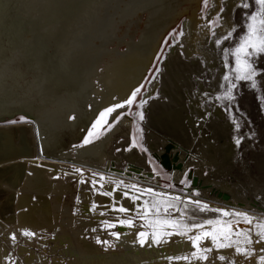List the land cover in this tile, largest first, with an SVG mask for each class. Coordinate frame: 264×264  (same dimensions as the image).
Masks as SVG:
<instances>
[{
  "label": "rangeland",
  "instance_id": "1",
  "mask_svg": "<svg viewBox=\"0 0 264 264\" xmlns=\"http://www.w3.org/2000/svg\"><path fill=\"white\" fill-rule=\"evenodd\" d=\"M234 1L220 0L215 6L213 0H208L207 5L203 0L196 34L201 35L203 30L207 31V34L196 46L200 52H193L191 55L186 52L188 33L185 18H182L169 31L156 57L157 60L155 59L145 82L139 88L136 100L131 106H128L126 101L119 103L125 104V107L117 108L109 115L108 125L112 127L109 129L108 125H105L98 136L91 138L90 144L111 138L110 158H107L102 165L82 163L67 158H59L58 161L47 157L41 151L42 146L35 126L37 154L43 157L42 168L40 165L35 167L55 174L52 180H61L65 188L69 185L70 188L67 187L69 192L68 190L66 193L62 192L65 191L64 189L59 191L58 196L55 197L59 206L54 207L51 227L48 226L49 229L43 226L37 227V236L32 237L33 243L31 241L30 243L22 242L17 245L16 242L10 243L12 241L11 232L17 226L22 227L21 215L31 216L37 213L42 205H47V201L52 196L27 192L28 190L23 189V185L19 184H13L11 189L8 184L2 186L6 197L15 196V203L14 208L7 215L0 214V260H2L0 264H4V258L1 259V257L7 256L5 261L13 257V260L14 256L11 254L15 253L16 262L12 264H76L74 254L67 248L69 245L61 238V232L81 229L82 236L79 238L89 243L91 239L88 237H91L93 230L96 233L100 230L101 233L104 232L103 237H109L114 236L113 233L123 228L124 225L119 223L115 225L112 222V218L119 216L125 219L132 217L134 227L131 229L134 233L141 232L140 228L145 227V221L141 218L140 209L143 207V199H150V197L144 194L140 200L133 202L131 197L140 194L136 189L130 187L128 189L124 186V184L132 185V182L138 184L139 186H136L139 189L152 188L170 196H180L185 203L191 199L207 204L209 209L246 212L260 218L259 222H264V54H261L258 59L254 58V68L258 73L254 78L256 88L252 87L251 81H241L235 78L236 58L233 52L239 46L241 38L247 34L249 23L247 16L256 9L254 0H240L232 6L231 3ZM245 2L252 7L243 8ZM226 20L229 21L228 25L231 27L223 31L227 25ZM145 24H147V19L144 15L141 23L142 29ZM124 48V46L121 47L122 50ZM225 76L230 78L231 84L236 85L234 88L228 81H225ZM152 90L154 92H151ZM229 91L234 99H218V97H225ZM141 104L143 107H140ZM109 107L98 111L91 120L85 131L86 139H89L88 133L93 131V125L100 113ZM140 112L144 114L142 121L138 115ZM70 118L73 119V116ZM125 119L131 122L121 126ZM23 123L25 125L34 124V121L17 115L7 123L0 122V128L6 125H24ZM134 138L135 145L133 144ZM31 152L33 153L31 156L34 157L35 149L31 148ZM21 161L27 160L22 159ZM50 164H62L65 169L71 171L64 173L70 179L65 181L61 179V171L54 168L55 166L50 167ZM25 174H28L30 178L34 176L33 172L26 171ZM99 174L102 177L106 176L108 181L109 177L111 181H123L122 187L117 188L115 183H109L110 186H105V189L103 186L102 189L99 186L102 182ZM79 175H83V181L79 179ZM9 176L10 174L3 180L9 181ZM93 180H96L95 184ZM82 186L89 192L86 189L83 190ZM20 189L24 191L19 192ZM108 191L111 195L104 194ZM19 196L26 198L25 205L19 206ZM81 196H87L89 201L100 199L93 208L87 207L88 215L83 214V209H80L82 208L80 200L83 199ZM126 200L129 201L130 206L124 203ZM0 202L2 203L1 199ZM183 202L178 205L181 212L171 210L170 218L181 221L192 228V231L201 230L193 227L196 224H204L207 220L225 219L217 211L201 212L194 204H188L190 207L185 208ZM121 207H128L129 211L123 215L118 211ZM64 208L66 211L62 213L61 209ZM67 209H69L68 212ZM72 210H74L73 213ZM83 217L88 223H85ZM226 221H232V218H227ZM105 222L115 227L107 228ZM170 230L175 231V229ZM172 236L180 237L178 234L169 237ZM182 241L179 238L177 242ZM186 243L191 245L190 241ZM171 245L162 246V248H168ZM101 247L104 250V246ZM236 247L231 248L233 252L230 248L217 249L215 247L213 249V246H210L211 252H202L203 248H200V250H194L191 256L188 253H180L171 261L176 259L181 264H260L258 257L264 256V251H261L263 247L259 250L252 244L251 246L239 245L240 248L246 250L247 255L237 253ZM193 253L197 256H193ZM201 254L208 256V259L206 261L198 259L197 257ZM185 256L188 260L180 259ZM220 256H224L225 259L221 261ZM167 262L168 260L163 263Z\"/></svg>",
  "mask_w": 264,
  "mask_h": 264
},
{
  "label": "bare ground",
  "instance_id": "2",
  "mask_svg": "<svg viewBox=\"0 0 264 264\" xmlns=\"http://www.w3.org/2000/svg\"><path fill=\"white\" fill-rule=\"evenodd\" d=\"M213 1L216 6L220 0ZM239 1L235 0L231 5ZM202 2L203 0H0V122L7 123L17 115L34 121V124L23 123L24 125H6L5 128H0V199L2 201L0 214L7 215L12 211L15 203L14 195L8 197L4 195L5 190L2 187L4 184H8L10 189L13 188V184H19L23 185V189L26 188L27 192L52 196L47 201V205H42L37 213L31 216L21 215L22 227L17 226L12 229L10 243L16 242L17 245L30 241L33 243L32 237L37 236V227H51V215L59 206L55 197L58 196L59 191L65 189L62 192L66 193L70 188L66 184L68 188L63 187L61 180H52L55 174L35 167L40 165L42 168L43 165V157L37 154L35 131H38L41 151L47 157L58 161L59 158H67L77 162L102 165L107 158H110L111 138L85 144L87 126L98 111L127 101L133 92L142 87L167 34L182 18L187 21V54L200 52L196 46L207 34L205 30L201 35L196 34ZM143 15L146 16L147 24L142 29L141 25L135 24V20L140 16L142 18ZM226 24L223 31L231 27L228 25V20ZM122 46L125 47L123 50ZM71 116L73 119L70 118ZM130 122L129 119H125L121 126ZM31 148L35 149L34 157L31 156L33 154ZM22 159L27 161H21ZM53 166L61 171V179L64 181L70 179L64 174L71 172L70 170L65 169L62 164L50 167ZM26 171L33 172V178L28 177ZM8 174H10L9 181L3 180ZM105 177L101 182L104 189L105 186H110ZM79 179L83 181V175H79ZM96 189L99 191L98 188ZM22 191L24 190H19ZM76 195L78 196L77 193ZM82 198L80 209H83V214L88 212L87 207L93 208L100 200L96 197L94 201H89L87 196ZM18 199L19 206L26 204V198L19 196ZM124 203L130 206L129 201L126 200ZM183 205L185 207V202ZM64 210L66 211L65 208L61 209L62 213ZM246 214L254 218L253 224L248 225L241 219L234 228V233L249 229L248 234L253 240L252 246L256 249L264 248V241L256 242L259 237L256 235L258 229L255 224L260 218ZM223 218L225 221L227 218H232V221L237 219L231 216ZM122 219L125 220L123 216L115 217L112 218V222L115 225L121 224ZM94 228L96 229L95 226ZM170 229L166 228L165 231L177 232ZM80 230L61 232V238L69 245L67 248L74 254L76 264H176L179 260L174 259L175 263L171 261L173 257L180 253H188L191 256L192 252L197 250L188 237L198 235L204 229L190 231L187 235L177 232L179 238L183 240L182 244L177 242L179 238L168 236L157 245L151 237L152 230L145 226L143 229L140 228V231H147L149 238L143 246L139 243V232L134 233L127 226L116 232L119 234V239L116 236H105V238L104 232L98 230L99 232L96 233L93 230L91 237L87 236L92 240V242L89 240V243L79 238L82 236ZM25 232H31L33 235L25 236ZM232 240H239V245L246 244L243 237L236 234L232 236ZM186 241H190L191 245ZM172 243L176 244L171 245ZM102 245L104 250L101 249ZM166 245L171 246L162 248ZM239 245L233 244L232 247ZM210 246L215 248L210 238L200 243V248L203 249ZM11 255L14 256L13 260L12 257L5 261L7 256L1 257L4 258V264L16 262V253ZM167 260V263H163Z\"/></svg>",
  "mask_w": 264,
  "mask_h": 264
},
{
  "label": "snow or ice",
  "instance_id": "3",
  "mask_svg": "<svg viewBox=\"0 0 264 264\" xmlns=\"http://www.w3.org/2000/svg\"><path fill=\"white\" fill-rule=\"evenodd\" d=\"M208 0H205V4L207 5ZM255 11L252 12L247 16L249 23L247 24V34L244 35L238 47L235 48L233 55L236 58V79L241 81H251V85L253 88L257 87L256 80L254 79L258 73L254 68V58L258 59L261 54H264V0H254ZM252 7L249 3L245 2L243 4V8L249 9ZM182 35V33H181ZM227 39V37H226ZM225 81H228L231 84L230 78L228 76L224 77ZM236 85L231 84V87L234 88ZM140 89H137L135 92L132 93L130 99L126 101L128 106H131L133 102L136 100L137 93ZM218 99H234L232 96L231 91L227 92L225 97H218ZM146 103V101H145ZM125 104H117L115 107H109L105 111L100 113L99 118L96 120L95 124L93 125V131L88 133L89 139L85 140V144L91 142V138L94 136H98L101 129L108 125V117L111 113L116 111L117 108H124ZM143 107V104L140 105ZM139 119L142 121L144 119L143 112H140ZM112 125H108L110 129ZM239 143V141H237ZM133 144L135 145V138L133 140ZM80 171V170H77ZM101 180L104 177H100ZM109 183H115L116 187L119 188L123 184V181H111ZM183 183V181H182ZM95 184V181H93ZM125 187H130L132 189H136V191L140 195L132 196L131 199L133 202L140 200V197L144 194H147L150 199L143 200V207L140 209L141 218L145 221V226L150 228L151 237L157 245H159L164 237H168L177 232L181 235H187L188 232L192 231V228H189L187 225L183 224L181 221L176 219H171V210L176 212H181V209L178 207L180 203H182V198L180 196H170L163 192L155 191L152 188H144L139 189L135 184L132 185H124ZM103 187V185H101ZM105 195H111V192L104 193ZM188 204H194L199 211L203 212L205 210L210 211H217L223 217H236L235 221H225L221 219L217 220H207L204 224H196L193 227L197 229H204L200 232V234L195 236H189V240L193 243L198 250H200V243L202 240L210 238L211 242L217 249H226L232 247L233 244L239 245V240H232V236L234 234L238 236H242L244 242L248 245L253 243V240L249 236L248 232L249 229L244 230L243 232H236L234 233V228L239 224V221L242 219L246 224L252 225L253 224V217H250L244 212H228L222 211L219 209H209L207 204H201L200 201H193L189 199L185 203V208H187ZM121 213H127L129 209L121 207L118 209ZM183 214V213H181ZM151 217V218H150ZM121 225L127 227H134L133 218L129 217L128 219L121 220ZM105 226L107 228H114L115 225L108 224L105 222ZM255 227L258 229L256 235L259 239L256 241L257 243L264 241V222L257 221ZM166 228H171L177 230V232H168L165 231ZM210 228V230H209ZM25 236H32L33 233L25 232ZM117 239H119L118 233H113ZM139 243L143 246L149 238V233L147 231L139 232ZM211 248H205L202 252H211ZM235 251L237 253H242L247 255L245 249L240 248L239 246L236 247ZM261 251H264L262 249ZM193 256H197L196 253H193ZM198 259L207 260L208 256L206 255H199ZM180 259L188 260V257H182ZM219 259L223 261L225 259L224 256H220ZM260 264H264V256L260 257Z\"/></svg>",
  "mask_w": 264,
  "mask_h": 264
},
{
  "label": "water",
  "instance_id": "4",
  "mask_svg": "<svg viewBox=\"0 0 264 264\" xmlns=\"http://www.w3.org/2000/svg\"><path fill=\"white\" fill-rule=\"evenodd\" d=\"M143 16H144V15H143ZM142 21H143V17L141 18V16H140L139 18H137V19L135 20V24H136V25H141Z\"/></svg>",
  "mask_w": 264,
  "mask_h": 264
}]
</instances>
